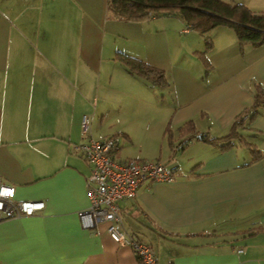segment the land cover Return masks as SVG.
Masks as SVG:
<instances>
[{"label": "crops", "instance_id": "1", "mask_svg": "<svg viewBox=\"0 0 264 264\" xmlns=\"http://www.w3.org/2000/svg\"><path fill=\"white\" fill-rule=\"evenodd\" d=\"M119 53L167 83L130 73ZM257 85L264 44L242 45L227 25L203 34L176 14L124 20L109 0H0V178L17 199L44 204L0 220V264H140L105 221L88 228L80 218L90 207L91 166L74 150L84 115L95 138L120 136L121 160L176 172L118 203L159 263L264 264V108L241 130L263 152L255 161L240 143L224 149L185 128L226 135Z\"/></svg>", "mask_w": 264, "mask_h": 264}, {"label": "built area", "instance_id": "2", "mask_svg": "<svg viewBox=\"0 0 264 264\" xmlns=\"http://www.w3.org/2000/svg\"><path fill=\"white\" fill-rule=\"evenodd\" d=\"M90 118L82 119V140L74 150L91 166L87 179L90 207L79 213L85 227L95 228L107 223L112 240L130 247L140 264H161L155 250L147 243L129 234L119 213L120 200L134 198L144 182L172 181L176 172L161 161L129 158L121 160V138L118 135L97 139L90 135ZM41 201L16 198L15 186L0 178V220L36 213L43 208ZM242 251V250H240Z\"/></svg>", "mask_w": 264, "mask_h": 264}, {"label": "trees", "instance_id": "3", "mask_svg": "<svg viewBox=\"0 0 264 264\" xmlns=\"http://www.w3.org/2000/svg\"><path fill=\"white\" fill-rule=\"evenodd\" d=\"M109 9L120 19L137 21L163 14H176L182 17L190 28L203 34L209 33L219 25H227L234 29L242 45L264 44V11H254L242 3L224 0H109ZM207 47H211L209 40ZM118 58L130 73L146 77L157 85L167 83L162 71L142 59L125 53H119ZM261 108H264V87L257 85L254 104L237 117L226 135L216 137L199 133L193 122L188 123L185 128L192 132V137L221 144L224 149L240 143L251 151L255 161L263 156V152L255 143L243 137L241 130L246 127V119L255 116Z\"/></svg>", "mask_w": 264, "mask_h": 264}, {"label": "rangeland", "instance_id": "4", "mask_svg": "<svg viewBox=\"0 0 264 264\" xmlns=\"http://www.w3.org/2000/svg\"><path fill=\"white\" fill-rule=\"evenodd\" d=\"M224 1H228V0H224ZM229 1L233 2L234 0H229ZM239 1H242L244 3H248L249 5L252 4V6L257 5V4H260V5L264 4V0H239Z\"/></svg>", "mask_w": 264, "mask_h": 264}]
</instances>
